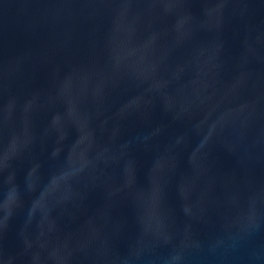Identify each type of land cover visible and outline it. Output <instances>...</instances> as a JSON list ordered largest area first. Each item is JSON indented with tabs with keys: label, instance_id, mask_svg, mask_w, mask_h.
<instances>
[{
	"label": "water",
	"instance_id": "1",
	"mask_svg": "<svg viewBox=\"0 0 264 264\" xmlns=\"http://www.w3.org/2000/svg\"><path fill=\"white\" fill-rule=\"evenodd\" d=\"M0 264H264V0H0Z\"/></svg>",
	"mask_w": 264,
	"mask_h": 264
}]
</instances>
